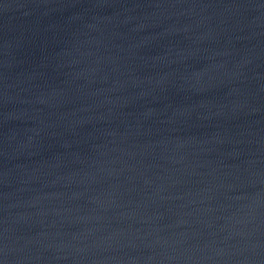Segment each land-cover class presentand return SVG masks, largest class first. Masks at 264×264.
Returning <instances> with one entry per match:
<instances>
[{"label": "water", "instance_id": "95a60500", "mask_svg": "<svg viewBox=\"0 0 264 264\" xmlns=\"http://www.w3.org/2000/svg\"><path fill=\"white\" fill-rule=\"evenodd\" d=\"M0 264H264V0H0Z\"/></svg>", "mask_w": 264, "mask_h": 264}]
</instances>
